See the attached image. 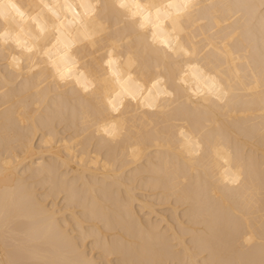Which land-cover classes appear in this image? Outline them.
I'll return each mask as SVG.
<instances>
[{
  "label": "bare ground",
  "instance_id": "bare-ground-1",
  "mask_svg": "<svg viewBox=\"0 0 264 264\" xmlns=\"http://www.w3.org/2000/svg\"><path fill=\"white\" fill-rule=\"evenodd\" d=\"M0 264H264V0H0Z\"/></svg>",
  "mask_w": 264,
  "mask_h": 264
},
{
  "label": "snow or ice",
  "instance_id": "snow-or-ice-1",
  "mask_svg": "<svg viewBox=\"0 0 264 264\" xmlns=\"http://www.w3.org/2000/svg\"><path fill=\"white\" fill-rule=\"evenodd\" d=\"M124 5L123 4H121V7H123ZM13 7H14V5H13Z\"/></svg>",
  "mask_w": 264,
  "mask_h": 264
}]
</instances>
